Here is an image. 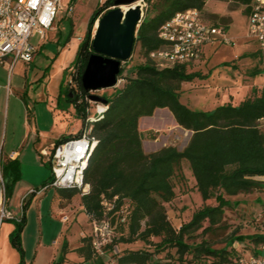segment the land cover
<instances>
[{
    "label": "rangeland",
    "instance_id": "obj_1",
    "mask_svg": "<svg viewBox=\"0 0 264 264\" xmlns=\"http://www.w3.org/2000/svg\"><path fill=\"white\" fill-rule=\"evenodd\" d=\"M103 1L61 0L62 8L57 11L52 28L46 31L44 39L40 40L38 35L31 39L38 45L33 61L28 64L17 62L12 69L8 64H0V151L3 157L12 150L19 152V175L11 184L10 192L8 189L7 198L12 218L0 223V264L95 263L94 260L78 262L76 253L69 249L66 255L70 261L61 259L64 244L70 249L75 247L92 224L76 219L74 212L79 209L80 194L73 198L71 208L60 210V191L53 187L41 189L49 182L51 171L48 157L40 148L64 127L76 131L83 125L74 102L67 95V88L80 45L77 36L83 27L86 30L93 10ZM136 1L142 5L143 19L146 2ZM70 4L74 6L73 11L67 12ZM110 8L112 6L103 11ZM244 8L245 5L233 0H205L201 11L204 18L221 23V18L227 19V40L219 39L207 45L203 59L190 65L189 71H199L206 76L181 83L179 100L189 108L208 111L223 103L237 104L251 93L252 88L264 86L258 45L247 36ZM98 18L94 21L92 34ZM142 56L136 46L118 77L132 76V67L144 61ZM118 88H102L91 93L109 99ZM88 106V116L94 115L95 104L88 103ZM138 128L145 153L166 146L182 149L191 136V131L179 126L167 108L155 109L151 116L141 117ZM46 152L50 155L51 149ZM181 166L182 177L173 178L175 197L164 204L167 218L176 229L189 221L203 205L216 204L214 198L206 201L201 198L187 162H182ZM255 178L264 180V177ZM30 190L38 192L29 194ZM223 197L228 204L224 206L221 222L209 231H203L207 226L204 221L202 228L185 238L186 242L196 244L206 240L215 249H229L230 246L242 249L249 243L248 238L239 240L237 236L264 233L263 188ZM119 230L120 226L116 225L114 241L121 236ZM151 240V244L137 240L129 245L120 243L119 247L149 249L153 252L149 264H182L175 248L154 251L153 243L159 238L152 237ZM95 256L107 263L115 257L110 248ZM190 258V255L186 256V260Z\"/></svg>",
    "mask_w": 264,
    "mask_h": 264
},
{
    "label": "trees",
    "instance_id": "obj_2",
    "mask_svg": "<svg viewBox=\"0 0 264 264\" xmlns=\"http://www.w3.org/2000/svg\"><path fill=\"white\" fill-rule=\"evenodd\" d=\"M233 1L245 5L244 10L248 12L250 0ZM113 2L104 0L93 10L77 50L72 78L88 96L89 92L82 87L81 76L93 53L92 28L96 18L108 10L103 11L105 8L113 6ZM145 2L146 16L136 28L133 44V49L138 46L144 61L132 67V76H121L122 83L117 91L109 99L105 98L108 107L102 117L93 122L92 135L96 144L84 172L89 191L81 195L74 188L58 189L59 202L80 194V204L89 222L108 220L113 232L116 225L120 226L119 240L114 241L113 236L104 246V251L110 248L115 257L111 263L101 264H149L153 255L149 249L121 248L119 244L129 245L137 240L151 244L152 237L159 238L153 243L154 251L175 248L182 264H236L246 252L258 253V246L264 244V233L237 236L239 240L248 238L249 243L242 249L233 246L215 249L206 240L191 244L185 238L202 228L204 221L207 226L203 231H209L221 222L224 206L228 204L223 195L264 189V180L255 178L264 177V127L258 123L264 117V86L252 88L251 93L237 104L223 103L208 111L193 110L181 103V83L206 75L189 71L191 64L186 63L158 67L148 54L164 46L157 35L163 22L190 8L202 11L205 0ZM221 20L222 23L211 21L225 27L227 19ZM67 95L84 120L87 101L78 102L69 84ZM158 108H167L179 126L191 131L189 141L182 149L166 146L155 152H144L138 122ZM182 162H187L201 198L204 201L214 198L216 204L203 205L189 221L176 229L167 218L164 204L175 197L173 178L182 177ZM2 173L8 190L19 175L17 158L3 157ZM104 202L111 209H107ZM91 241L90 233L82 237V244L75 248L84 260L98 255ZM67 251L68 246L64 244L62 261H65ZM187 255L191 257L189 260H186Z\"/></svg>",
    "mask_w": 264,
    "mask_h": 264
},
{
    "label": "built area",
    "instance_id": "obj_3",
    "mask_svg": "<svg viewBox=\"0 0 264 264\" xmlns=\"http://www.w3.org/2000/svg\"><path fill=\"white\" fill-rule=\"evenodd\" d=\"M73 4L67 12L73 11ZM61 7V0H0V64H8L12 69L17 62L30 63L37 52V44L31 39L38 35L43 40L47 30L52 28L55 16ZM225 27L203 17L197 8H190L178 12L163 22L157 35L163 40L164 46L151 51L148 58L158 67H171L176 64H192L199 62L204 57L205 47L215 40H227ZM247 36L258 45V53L264 70V0H250L247 12ZM82 35L77 39L82 40ZM124 62L122 63L123 66ZM123 68V67H122ZM122 78L117 76L114 86L119 87ZM68 84L73 88L81 100L87 101L85 118L81 131L54 144L48 157L51 171L49 182L41 189L53 187L56 189H77L80 194L89 191V185L84 181V172L89 157L96 144L92 135L93 122L102 117L108 104L93 101L88 95L83 94L72 78ZM88 103H93L94 115L88 116L90 108ZM264 127V117L259 119ZM3 156L0 151V223L11 219L12 215L7 207L8 190L2 173ZM30 190L28 193H36ZM107 209L111 206L104 202ZM124 218L121 219L123 221ZM93 250L102 255L104 246L113 237V229L108 220L94 221L91 223ZM258 253H245L236 260V264H264V244L257 248Z\"/></svg>",
    "mask_w": 264,
    "mask_h": 264
},
{
    "label": "water",
    "instance_id": "obj_4",
    "mask_svg": "<svg viewBox=\"0 0 264 264\" xmlns=\"http://www.w3.org/2000/svg\"><path fill=\"white\" fill-rule=\"evenodd\" d=\"M142 17V5L136 0H114L112 8L97 19L92 34L93 53L81 76L82 87L91 100L107 104L105 98L91 92L115 86L122 63L131 57Z\"/></svg>",
    "mask_w": 264,
    "mask_h": 264
},
{
    "label": "crops",
    "instance_id": "obj_5",
    "mask_svg": "<svg viewBox=\"0 0 264 264\" xmlns=\"http://www.w3.org/2000/svg\"><path fill=\"white\" fill-rule=\"evenodd\" d=\"M84 30H85V27H83V29L81 30L80 35H82L84 33ZM77 41L80 43V40L77 39ZM37 49H38V45H37ZM81 126H83V125H81ZM81 129H82V127H80V129L74 131V130L68 128V127H64L62 130L57 131L54 135H52L51 137H49L47 139V141L41 146L40 150L45 153L48 148L51 149L53 147V145L56 143L57 140L62 139V138H68V137L77 135L81 131ZM18 156H19V152L17 150H12L11 153L7 157L8 158H11V159H14V158H18ZM9 192H10V188H9ZM73 198L70 199V200H67L65 202H59V206H58L59 209L62 210V209H66V208H71V204H72ZM71 210H74V208L71 209ZM74 214L76 215V219L77 220L78 219H82V220L88 221L87 215L82 210V206L80 204V197H79V209H76L75 212H74ZM90 233H91V229L81 235V237L79 238L78 243H77V245L75 247H73L71 249L68 248V249L69 250H73L76 253V255L78 257V260H79L78 262H87L89 260H94V262H95L94 264H101L102 262H106L101 257L95 256V255H93L88 260H84V257L82 255L78 254L75 251V248L78 247V246H80L82 244V242H81L82 237L87 236V235H90ZM66 254H65V262H69L70 259L67 257Z\"/></svg>",
    "mask_w": 264,
    "mask_h": 264
},
{
    "label": "bare ground",
    "instance_id": "obj_6",
    "mask_svg": "<svg viewBox=\"0 0 264 264\" xmlns=\"http://www.w3.org/2000/svg\"><path fill=\"white\" fill-rule=\"evenodd\" d=\"M122 8H123V9H126V7H125V6H123Z\"/></svg>",
    "mask_w": 264,
    "mask_h": 264
}]
</instances>
